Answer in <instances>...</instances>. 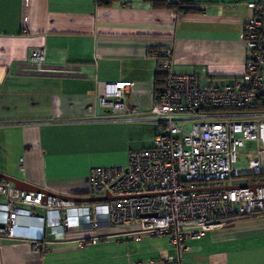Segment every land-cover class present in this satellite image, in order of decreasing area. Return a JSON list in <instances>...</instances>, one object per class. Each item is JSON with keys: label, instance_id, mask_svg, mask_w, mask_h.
Instances as JSON below:
<instances>
[{"label": "crops", "instance_id": "1", "mask_svg": "<svg viewBox=\"0 0 264 264\" xmlns=\"http://www.w3.org/2000/svg\"><path fill=\"white\" fill-rule=\"evenodd\" d=\"M167 1L201 10L154 8L149 0H0L1 174L85 197L91 167L123 165L130 150L151 146L155 122L110 118L98 93L99 82L125 81L127 107L146 115L160 73L149 50L170 49L171 70L195 73L205 86L230 84L242 74L250 0ZM36 47L44 49L40 71L28 62ZM107 232L96 243L38 248L0 233V264H163L167 255L180 264H264V215L238 218L179 251L165 237Z\"/></svg>", "mask_w": 264, "mask_h": 264}, {"label": "built area", "instance_id": "2", "mask_svg": "<svg viewBox=\"0 0 264 264\" xmlns=\"http://www.w3.org/2000/svg\"><path fill=\"white\" fill-rule=\"evenodd\" d=\"M246 5L254 10L241 32L247 58L232 83L205 86L195 73L173 72L170 49L152 54L161 76L146 115L127 107V82H99L110 118L150 119L157 126L152 145L130 150L125 164L89 169L85 197L109 198L76 202L0 179V233L38 248L44 242L96 243L109 237L107 230L128 229L165 237L179 251L238 218L264 215V111L238 110L264 97V3ZM28 62L42 70L44 49L32 48ZM245 141L254 148L243 149ZM244 154L253 157L241 174L235 164ZM239 177L245 179L234 181ZM163 264H180L179 257L167 255Z\"/></svg>", "mask_w": 264, "mask_h": 264}, {"label": "trees", "instance_id": "3", "mask_svg": "<svg viewBox=\"0 0 264 264\" xmlns=\"http://www.w3.org/2000/svg\"><path fill=\"white\" fill-rule=\"evenodd\" d=\"M114 0H97L98 4L101 5H108ZM151 3V6L154 8H172L176 11H184V12H198L201 10V8L198 5H195L193 3H176V2H169L167 0H149ZM157 52V50H149L148 54L152 56L153 53ZM161 74H156L155 76V87H157L159 80H160ZM238 110H246V111H253V112H260L264 111V101L259 100L256 101L248 106L239 108ZM87 195V193H86Z\"/></svg>", "mask_w": 264, "mask_h": 264}, {"label": "water", "instance_id": "4", "mask_svg": "<svg viewBox=\"0 0 264 264\" xmlns=\"http://www.w3.org/2000/svg\"><path fill=\"white\" fill-rule=\"evenodd\" d=\"M0 179L10 181L13 184L14 188H16V189L29 190V191L30 190H33V191L42 190L41 188L34 186L32 184H29L23 180H20V179L14 178V177H10L7 175H3L1 173H0ZM48 193L55 195V196H58V197H61V198L72 199L76 202H82V201L96 202V201H102V200L109 198L108 195L102 196V197H78V196H73V195L57 194L54 192H48ZM0 228H2V224H0Z\"/></svg>", "mask_w": 264, "mask_h": 264}, {"label": "rangeland", "instance_id": "5", "mask_svg": "<svg viewBox=\"0 0 264 264\" xmlns=\"http://www.w3.org/2000/svg\"><path fill=\"white\" fill-rule=\"evenodd\" d=\"M201 84L205 85L207 83L204 80H201ZM190 125H191V122H189L187 124L188 127H190ZM254 145H255V142L245 141L242 148L245 150H249V149H253ZM248 159H249V155H246V154L241 155L239 157L238 162L235 164V166L239 169V171H241V174H243L247 171L246 164H247ZM244 179H245V177H239V178H234V181L242 182Z\"/></svg>", "mask_w": 264, "mask_h": 264}]
</instances>
